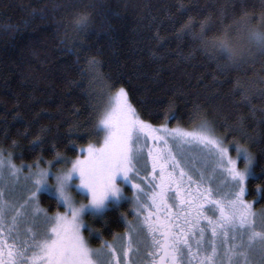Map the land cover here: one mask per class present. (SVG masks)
<instances>
[{
	"label": "snow or ice",
	"instance_id": "snow-or-ice-1",
	"mask_svg": "<svg viewBox=\"0 0 264 264\" xmlns=\"http://www.w3.org/2000/svg\"><path fill=\"white\" fill-rule=\"evenodd\" d=\"M95 7L88 3L74 13L72 26L77 33L87 31L92 23L88 9ZM246 7L240 5L242 21L253 16L264 19V14L249 12ZM219 11L223 16L224 9ZM32 14L42 18L46 15L43 8L33 9ZM104 24L103 31L111 29L107 17ZM213 25L211 17L206 16L197 27L189 16L177 30V38L187 34L189 39L199 41L197 46L217 58V67L223 71L227 65L220 63V58L204 42V35L213 30ZM250 36L259 48L237 67L249 61L259 62L264 71V35L251 32ZM152 56L158 59L160 53L153 52ZM178 56L190 58L191 53L181 50ZM105 59L103 48H97L95 55L86 53L83 59L81 74L89 78V85H99L101 97L93 126L105 129L102 142L90 143L87 155L75 157L71 166L62 171L41 167L38 159L35 167L28 165L23 190L18 192L19 181L15 177L21 169L12 162L11 147L0 146V179L4 180L0 186V264H145L146 256L148 264H264V208L255 207L264 201L260 195L264 192V180L254 185L257 192L252 199L246 198L248 170L254 167L257 152L264 153V139L259 138L264 137V108L260 109L259 133L249 129L244 114L234 120L225 119L224 132H218L216 122L195 102L189 115V120L198 117L193 128L180 123L173 127L167 123L155 125L142 118L131 98L135 81L144 75L138 62L128 68L119 61H110L105 67ZM258 80L259 87L255 79L251 83L239 78L234 81L232 87L245 104L250 105V99L257 94L264 96V76ZM138 99L144 100V96ZM172 104L170 98L165 116L168 120L178 119L171 110ZM153 110L149 108V112ZM255 111L254 105L249 107L250 113ZM31 143L42 145L39 137ZM232 144L236 156L229 154ZM189 147L197 148L216 174L215 187L206 184V172L197 174ZM74 169L79 172V183L88 189L86 203L99 204L109 191L117 192L120 188L114 180L117 172L129 177L137 190L130 204L137 216L135 230H126L127 238L121 234L119 239L114 236L112 241L104 240L103 247L89 246L81 232V211L85 204L72 203L70 190L66 189ZM50 171L55 174L54 182L66 211L47 212L36 206L37 190ZM141 172L146 184L140 182ZM88 231H92L91 226Z\"/></svg>",
	"mask_w": 264,
	"mask_h": 264
},
{
	"label": "trees",
	"instance_id": "trees-1",
	"mask_svg": "<svg viewBox=\"0 0 264 264\" xmlns=\"http://www.w3.org/2000/svg\"><path fill=\"white\" fill-rule=\"evenodd\" d=\"M88 3L96 5L88 9L92 23L87 31L77 33L73 15ZM242 3L254 12L253 0H0V146L11 147L12 162L26 170L29 164L35 167L38 159L41 167L61 165L77 156L83 146L99 140L100 129L93 126L101 100L99 85H89V78L81 74L85 54L95 55L97 48L104 49L105 67L110 61L128 68L138 62L144 75L135 81L131 98L143 119L169 127L180 123L191 129L198 122L195 116L189 120L195 102L216 122L218 132H224L225 119L244 114L249 129L259 133L264 96L257 94L250 105L245 104L232 86L239 78L247 83L255 79L259 87L258 78L264 76L261 64L249 61L243 67L227 66L221 71L217 58L200 49L198 42L187 34L177 38V30L189 16L197 27L210 16L215 30L240 15ZM40 8L46 13L44 18L32 14ZM105 17L112 25L107 32L102 30ZM181 50L191 53L190 58L179 57ZM153 52L160 53L158 59ZM140 95L144 100L138 99ZM170 98L178 119L165 118ZM253 105L254 114L249 112ZM149 108L154 110L149 112ZM36 137L42 145L31 143ZM229 147L234 155L235 145ZM254 164L246 179L248 199L257 192L254 185L264 180V153L257 152ZM38 199L39 207L48 212L62 210L51 193L40 192ZM130 204L125 197L117 207L101 212L92 222L93 244L125 233L135 214ZM255 207H264V201Z\"/></svg>",
	"mask_w": 264,
	"mask_h": 264
},
{
	"label": "rangeland",
	"instance_id": "rangeland-1",
	"mask_svg": "<svg viewBox=\"0 0 264 264\" xmlns=\"http://www.w3.org/2000/svg\"><path fill=\"white\" fill-rule=\"evenodd\" d=\"M103 131H105V129L103 128V126H101L99 140L97 142H91V144L97 145L98 143L102 142ZM141 139H143V137ZM89 144L80 148L77 156L87 155V147ZM144 151L146 153L147 150L145 149ZM188 154H189V156L195 157V159L193 160V163L195 164L197 174L200 172H206V177H205L206 184L211 183V184H213V187H215L214 181L216 178V174L212 172L211 167L203 160L200 151L197 148L189 147ZM229 154L232 155L230 152H229ZM77 156H75V157H77ZM232 156H236V152ZM75 157L74 158H68V159L62 161L61 165H56V166L55 165H53V166L47 165L44 167H50V168H53L54 170H60V171L66 170L67 168H69L71 166V161L74 160ZM178 159H179V157H178ZM196 161H200V162L196 163ZM26 170L21 169L20 174L17 177H15V179H17L19 181V183L17 184V187H16V190L18 192L23 190V186L25 184L24 174H27L29 172V167ZM149 170H150V161H149ZM250 174H252V167L249 168L247 177ZM9 175H11V173H9ZM129 175H131V174H129ZM143 175H144V173L141 172V181L140 182H142V184H146L147 181L142 180ZM209 176L212 177V180L207 179V177H209ZM247 177H246V179H247ZM196 178H198V175ZM220 179L222 180L223 177H220ZM114 180H115L116 184L120 185V188L115 193H113L112 191H109L106 194L104 200L99 204H93L91 202L86 203V201L89 198L88 189L86 188V186L81 185L79 183L80 175H79V172L77 170H75V169L72 170L71 175L68 178L67 183H66V189L70 190L71 202L76 204L77 206L81 203L85 204V207L81 211V225H82L81 232L86 237V239L89 243V246L94 248V249L103 247V244L101 243L100 245H95L92 243L91 239L93 237V230L88 231L89 226H92V222H94L98 219V217L102 211H104L108 208H112L114 206L117 207L118 203L120 201H122L125 197H127L131 200L132 194L137 192V190L134 187H132L129 177H126L122 172H117ZM54 181H55V174H54V172L50 171L48 174V179L46 181L42 182L40 185V189L37 190V205L36 206L39 207V204H38L39 193L40 192H48V193H51L57 199L58 203L62 206V210H60V211L61 212L66 211L67 206L65 205L63 198L59 195V193L57 191V186H56ZM3 184H4V180L0 179V186H3ZM150 187L151 186L149 185V188ZM3 199L6 200L7 197H4ZM261 208H264V207H261ZM39 209H41L42 211H47L46 209L41 208V207H39ZM69 215H71L70 211H69ZM136 216H137V214L135 213L133 217L129 218L126 230H130V231L135 230ZM23 227H29V226L24 225ZM126 230H125V233H123V234H125V237L127 238L128 232H126ZM120 236L121 235L117 236V239H119Z\"/></svg>",
	"mask_w": 264,
	"mask_h": 264
},
{
	"label": "clouds",
	"instance_id": "clouds-1",
	"mask_svg": "<svg viewBox=\"0 0 264 264\" xmlns=\"http://www.w3.org/2000/svg\"><path fill=\"white\" fill-rule=\"evenodd\" d=\"M253 3L254 12L264 14V0H253ZM251 32L264 35V19L253 16L242 21L240 15H233L227 24H220L215 30L207 32L204 42L222 63L237 67L250 52L259 48L257 41L250 36Z\"/></svg>",
	"mask_w": 264,
	"mask_h": 264
},
{
	"label": "flooded vegetation",
	"instance_id": "flooded-vegetation-1",
	"mask_svg": "<svg viewBox=\"0 0 264 264\" xmlns=\"http://www.w3.org/2000/svg\"><path fill=\"white\" fill-rule=\"evenodd\" d=\"M144 259H145V264H148V260H149V257H144Z\"/></svg>",
	"mask_w": 264,
	"mask_h": 264
}]
</instances>
